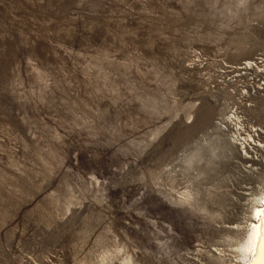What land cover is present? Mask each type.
<instances>
[{
	"label": "rangeland",
	"instance_id": "374dc122",
	"mask_svg": "<svg viewBox=\"0 0 264 264\" xmlns=\"http://www.w3.org/2000/svg\"><path fill=\"white\" fill-rule=\"evenodd\" d=\"M264 192V0H0V264H236Z\"/></svg>",
	"mask_w": 264,
	"mask_h": 264
},
{
	"label": "bare ground",
	"instance_id": "6f19581e",
	"mask_svg": "<svg viewBox=\"0 0 264 264\" xmlns=\"http://www.w3.org/2000/svg\"><path fill=\"white\" fill-rule=\"evenodd\" d=\"M264 217V192L253 208L252 221L245 241L239 246L242 262L236 264H264V244L261 243V219Z\"/></svg>",
	"mask_w": 264,
	"mask_h": 264
},
{
	"label": "snow or ice",
	"instance_id": "6c2138e0",
	"mask_svg": "<svg viewBox=\"0 0 264 264\" xmlns=\"http://www.w3.org/2000/svg\"><path fill=\"white\" fill-rule=\"evenodd\" d=\"M262 228L261 231L264 233V217L261 219ZM261 243L264 244V235H261Z\"/></svg>",
	"mask_w": 264,
	"mask_h": 264
}]
</instances>
